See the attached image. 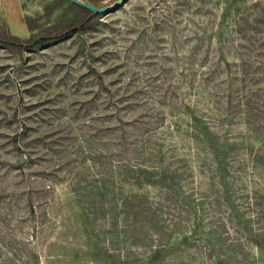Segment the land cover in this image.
<instances>
[{"label":"rangeland","instance_id":"1","mask_svg":"<svg viewBox=\"0 0 264 264\" xmlns=\"http://www.w3.org/2000/svg\"><path fill=\"white\" fill-rule=\"evenodd\" d=\"M226 6L121 0L45 49L0 46V264H264V83L223 67L236 58L216 45ZM76 14L68 0H0V29L27 39ZM90 137L115 151L109 162L148 166L135 213L161 227L118 231L74 211L58 164L70 152L82 165L75 148Z\"/></svg>","mask_w":264,"mask_h":264},{"label":"trees","instance_id":"2","mask_svg":"<svg viewBox=\"0 0 264 264\" xmlns=\"http://www.w3.org/2000/svg\"><path fill=\"white\" fill-rule=\"evenodd\" d=\"M85 2L102 7L92 0ZM226 3L227 6L221 12L220 21L218 18L219 31L216 45L220 49L230 44L236 51V58L233 61H224L222 58L224 61L223 67L228 69L231 65H234L238 69L237 73H242V75L236 76L242 77V81L251 78L253 84H263L264 0H252L250 2L245 0H226ZM70 5L77 10V14L69 20L61 21L49 27L42 35H33L24 39L11 34L8 30L0 29V46L19 54H24L31 50L45 49L66 37L84 32L100 16V14H94L71 2ZM252 10L255 12H251ZM229 25L230 29L228 30ZM230 31H232L231 35L229 34ZM254 89L248 88L246 92L249 90L252 92ZM260 103L264 107V88ZM201 116L196 107L187 111L186 125L190 124L191 129L194 128L195 136L204 134ZM102 142L104 140L92 139L91 137L85 141H80L75 151L80 153L79 157L82 160V165H72L73 160L70 152H67L66 158H60L59 160V168L60 166H68L69 172L72 174V177L68 179L70 180L68 193L72 196L74 211H78L81 217L89 218L86 220L87 222L91 220L92 216H104L107 221L110 220L111 227L118 231L120 228L127 230L128 225H122L125 221L135 222V227L138 226V228L146 225L149 226V229L161 227L154 219H148L135 213L136 208L141 206L140 198L146 196L138 194L140 188L135 185V181L141 173L148 172V166L142 164L131 165L127 162H115L114 160L111 161L112 163L109 162L106 157L107 153L113 155L115 151L108 150L110 152H107L106 148H103ZM95 143L100 145V148H90ZM227 148L226 145L225 148H220L222 154L219 157L217 155L219 167L223 168V164H225ZM214 153L218 154V152ZM126 183H128V186ZM81 226L87 228L88 223H82ZM121 233L124 236V240H129L131 243L136 239L133 236V230ZM176 239L177 241H186L183 234H178L171 244H174ZM94 249L98 250L95 246ZM152 253L153 249H151L148 256L152 257Z\"/></svg>","mask_w":264,"mask_h":264},{"label":"water","instance_id":"3","mask_svg":"<svg viewBox=\"0 0 264 264\" xmlns=\"http://www.w3.org/2000/svg\"><path fill=\"white\" fill-rule=\"evenodd\" d=\"M71 3L80 6L84 9H87L91 12H93L94 14H103L108 12L109 10H111V8L114 6H117L121 0H117L114 4H112L111 6H103V7H97L91 3L82 1V0H69Z\"/></svg>","mask_w":264,"mask_h":264}]
</instances>
